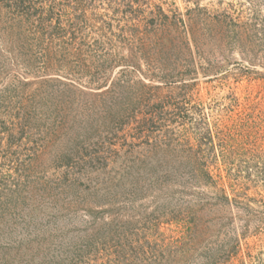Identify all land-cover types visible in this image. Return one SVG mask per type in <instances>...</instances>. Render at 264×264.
Here are the masks:
<instances>
[{
	"label": "rangeland",
	"instance_id": "1",
	"mask_svg": "<svg viewBox=\"0 0 264 264\" xmlns=\"http://www.w3.org/2000/svg\"><path fill=\"white\" fill-rule=\"evenodd\" d=\"M0 264H264V0H0Z\"/></svg>",
	"mask_w": 264,
	"mask_h": 264
},
{
	"label": "trees",
	"instance_id": "2",
	"mask_svg": "<svg viewBox=\"0 0 264 264\" xmlns=\"http://www.w3.org/2000/svg\"><path fill=\"white\" fill-rule=\"evenodd\" d=\"M228 170L230 171V169H228ZM218 178L220 179L219 176H218ZM203 179H204L205 184H209L210 183V187H211V189H213V193H215L216 197H220L223 200H227L226 191H225L224 185L223 184H219L218 183L219 180H214L213 179V175L211 173H205V175L203 176ZM218 194L222 195L223 197L219 196Z\"/></svg>",
	"mask_w": 264,
	"mask_h": 264
}]
</instances>
